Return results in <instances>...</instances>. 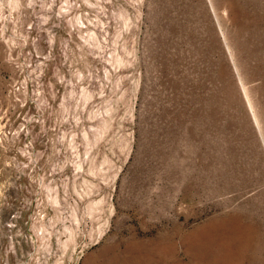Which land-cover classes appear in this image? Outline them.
I'll use <instances>...</instances> for the list:
<instances>
[{
	"label": "rangeland",
	"instance_id": "374dc122",
	"mask_svg": "<svg viewBox=\"0 0 264 264\" xmlns=\"http://www.w3.org/2000/svg\"><path fill=\"white\" fill-rule=\"evenodd\" d=\"M0 264H264V0H0Z\"/></svg>",
	"mask_w": 264,
	"mask_h": 264
}]
</instances>
